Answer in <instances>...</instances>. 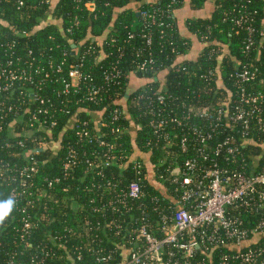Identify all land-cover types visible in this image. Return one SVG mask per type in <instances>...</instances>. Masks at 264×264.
<instances>
[{
	"label": "trees",
	"instance_id": "obj_1",
	"mask_svg": "<svg viewBox=\"0 0 264 264\" xmlns=\"http://www.w3.org/2000/svg\"><path fill=\"white\" fill-rule=\"evenodd\" d=\"M18 1L0 0V41L17 37V52L25 54L31 49L35 54L43 53V63L45 60L59 62L65 48L72 54L64 72L48 80L42 89L44 95L54 100L57 126L38 130L32 137L18 134L23 123L17 124L16 137L8 138L6 133H0V201H14L10 214L0 223V264H12L11 261L13 264H30L29 253L38 242L50 243L55 249L48 264H102L96 261L99 254L95 250L100 244L106 252L118 240L112 234L101 235L97 229L99 236L94 244L83 249L82 260H77L75 249L87 240L84 229L87 221L105 223L111 215L120 214L96 209L106 205L116 187L125 186L134 178L135 163L143 165L140 183L145 197L139 202L146 208V213L153 216L156 214L152 212L154 206L162 209L170 204L165 191L172 185L173 170L158 166L159 160L166 155L162 143L158 147L149 144L152 131L148 114L144 112L148 96L159 91L174 102L214 105L233 92L235 85L229 78L230 73L244 63L257 67L262 73L259 79H264V0H216L212 17L187 20L189 32L202 44L194 60L183 58L191 51L192 41L180 32L174 16L183 0H24L22 6ZM208 1L190 0V4L200 9ZM90 2L93 3L91 6L88 5ZM154 6L164 9L170 6L166 20L171 27L160 37L161 28L154 25L152 30L156 35L152 44L147 45L141 36L146 29L140 12ZM242 14L252 19L255 28L254 43L249 50H246L249 36L246 27L238 26L232 20ZM23 31L27 34L18 36ZM129 34L134 36L129 38ZM138 47L152 52L156 59L154 70L148 73L134 70L132 61L137 58ZM77 62L82 63L86 75L92 74L98 83H103L101 96L104 100L100 104L76 102L85 92L86 82H80L68 94L58 96L63 87L60 76H66L68 65ZM111 66L122 70L118 79L121 82L100 80L103 69ZM210 71L214 72L212 76H208ZM132 76L147 81L130 90ZM140 94L142 98H139ZM30 96L27 94L22 98L17 91L14 102L23 107ZM36 105L32 103L30 107L34 109ZM115 108L123 112L118 121L111 118ZM99 116L106 120V125L96 127ZM83 120H91L92 130L114 144L111 156H104L107 148L97 142L79 140L73 125ZM118 126L122 133H113L112 128ZM69 145L81 152L77 164L72 167L66 160ZM248 149L252 150L251 161L257 162L256 171H261L264 167V132L255 131ZM28 157L38 162V170L28 183L29 188L23 192L18 168L27 164ZM106 162L110 164L106 165ZM160 174H164L163 179L159 178ZM57 178H60L59 182L55 181ZM48 180L53 182L52 185ZM13 188L20 195L13 196ZM29 200L35 201L36 208L23 211ZM139 202L133 203L134 207ZM29 213L37 221L29 238L34 245L32 248L20 243L16 231L21 226V218ZM69 228L82 235L68 234ZM54 232L64 236L62 246L48 240V235ZM202 255L207 264L208 256ZM216 255L212 253L217 264Z\"/></svg>",
	"mask_w": 264,
	"mask_h": 264
},
{
	"label": "built area",
	"instance_id": "obj_2",
	"mask_svg": "<svg viewBox=\"0 0 264 264\" xmlns=\"http://www.w3.org/2000/svg\"><path fill=\"white\" fill-rule=\"evenodd\" d=\"M18 3L22 6L24 0ZM92 4L88 3L89 6ZM170 11V6L141 10L146 29L141 36L145 44H152L156 35L152 30L154 25L161 28L160 37L166 35V30L171 27L166 20ZM232 20L236 25L246 27L249 35L246 50H249L254 43L252 19L242 14ZM20 34L27 33L23 31L18 36ZM133 36L129 34V38ZM16 47L17 37L0 41V133H6L8 138L16 137L17 124L23 123L18 134L32 137L36 131L53 129L58 124L54 117L57 110L54 100L44 95L42 89L48 80L64 72L72 53L65 48L59 62L45 60L43 63V53L38 55L30 49L22 54ZM137 53V58L132 61L134 70L139 73L154 70L156 59L152 52L138 47ZM122 74L120 68L111 66L103 69L100 80L119 83ZM213 74L210 71L208 76ZM259 74L262 73L253 64L236 66L229 76L235 89L214 105L174 102L159 91L148 96L144 112L148 114L152 131L149 144L158 147L162 143L166 155L159 160L158 166L173 170L172 185L165 191L170 204L162 209L154 206L152 212L156 214L153 216L146 213V208L139 202L145 197L140 183L143 165L135 163L134 178L125 186L116 187L106 205L96 209L120 214L111 215L105 223H85L87 240L76 246L77 260L83 259V249L94 244L99 236L97 229H100L99 234H112L118 239L106 252L100 244L96 250L93 248L99 254L96 261L102 264H206L202 254L208 256L207 264H216L213 252L217 254V264H264V167L256 171L257 162L251 161L252 150L248 149L255 131L264 132V79H259ZM60 79L63 87L58 96L68 94L80 82H86L85 92L76 102L100 104L104 100L101 96L103 83H98L92 74L86 75L81 62L69 64L66 76L62 75ZM17 91L22 98L31 94L23 107L14 102ZM142 97L140 94L139 98ZM32 103L37 104L34 109L30 107ZM121 115L123 112L118 108L111 111L113 121H118ZM96 120V127L106 125L102 116ZM90 122L83 120L73 125L79 140L97 142L107 148L103 155L111 156L114 144L92 130ZM111 131L122 133V128L113 127ZM19 142L23 143L22 140ZM79 156L81 152L76 147H67L68 165L75 166ZM18 169L25 192L38 170V162L28 157L27 164ZM159 178L163 179L164 174ZM55 181L59 182L60 178ZM12 194L20 195L15 188ZM135 202L140 204L134 207ZM29 208H36L35 201L29 200L23 211ZM34 217L30 213L23 216L21 226L16 229L20 243L25 247L34 246L29 241L33 227L37 226ZM68 234L79 237L82 232L69 228ZM63 237L60 232H54L48 235V240L62 246ZM54 252L50 243H35L29 253V263L48 264Z\"/></svg>",
	"mask_w": 264,
	"mask_h": 264
},
{
	"label": "crops",
	"instance_id": "obj_3",
	"mask_svg": "<svg viewBox=\"0 0 264 264\" xmlns=\"http://www.w3.org/2000/svg\"><path fill=\"white\" fill-rule=\"evenodd\" d=\"M147 1H150V0H145V2ZM215 3H216V0H209L200 9H195L190 4V0H183L182 6L175 11L174 16L176 18L180 32L185 37H189L192 41L191 51L188 54H186L183 58L192 59V60L196 59L201 49V46H202V44L197 40V38L192 36V34L189 32V29L187 27V20L191 18L212 17L215 11ZM146 81L147 80L145 78H139L137 76H132L131 81H130L131 87L133 89H136L142 86Z\"/></svg>",
	"mask_w": 264,
	"mask_h": 264
},
{
	"label": "clouds",
	"instance_id": "obj_4",
	"mask_svg": "<svg viewBox=\"0 0 264 264\" xmlns=\"http://www.w3.org/2000/svg\"><path fill=\"white\" fill-rule=\"evenodd\" d=\"M13 205L14 201L12 199L0 201V223L10 214Z\"/></svg>",
	"mask_w": 264,
	"mask_h": 264
},
{
	"label": "rangeland",
	"instance_id": "obj_5",
	"mask_svg": "<svg viewBox=\"0 0 264 264\" xmlns=\"http://www.w3.org/2000/svg\"><path fill=\"white\" fill-rule=\"evenodd\" d=\"M129 89L132 90L133 88L131 87V83L129 84Z\"/></svg>",
	"mask_w": 264,
	"mask_h": 264
}]
</instances>
